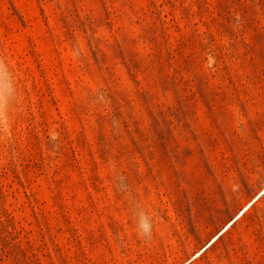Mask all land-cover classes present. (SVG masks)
Returning <instances> with one entry per match:
<instances>
[{
  "label": "rangeland",
  "instance_id": "rangeland-1",
  "mask_svg": "<svg viewBox=\"0 0 264 264\" xmlns=\"http://www.w3.org/2000/svg\"><path fill=\"white\" fill-rule=\"evenodd\" d=\"M263 190L264 0H0V264H264Z\"/></svg>",
  "mask_w": 264,
  "mask_h": 264
},
{
  "label": "clouds",
  "instance_id": "clouds-1",
  "mask_svg": "<svg viewBox=\"0 0 264 264\" xmlns=\"http://www.w3.org/2000/svg\"><path fill=\"white\" fill-rule=\"evenodd\" d=\"M140 227L144 230L147 231L148 229V221L146 218L142 217L140 221Z\"/></svg>",
  "mask_w": 264,
  "mask_h": 264
},
{
  "label": "bare ground",
  "instance_id": "bare-ground-1",
  "mask_svg": "<svg viewBox=\"0 0 264 264\" xmlns=\"http://www.w3.org/2000/svg\"><path fill=\"white\" fill-rule=\"evenodd\" d=\"M264 191V190H263ZM262 191V192H263ZM262 192H260L253 200H255L258 196H260L261 194H262ZM251 203H249V204H247L245 207H244V209L239 213V215L246 209V208H248V206L250 205ZM239 215H237V217L239 216ZM236 217V218H237ZM231 224V222H229L227 225H226V227L225 228H227L229 225ZM217 237V235L212 239V241L213 240H215V238Z\"/></svg>",
  "mask_w": 264,
  "mask_h": 264
},
{
  "label": "trees",
  "instance_id": "trees-1",
  "mask_svg": "<svg viewBox=\"0 0 264 264\" xmlns=\"http://www.w3.org/2000/svg\"><path fill=\"white\" fill-rule=\"evenodd\" d=\"M244 213V212H243ZM231 225V224H230Z\"/></svg>",
  "mask_w": 264,
  "mask_h": 264
}]
</instances>
